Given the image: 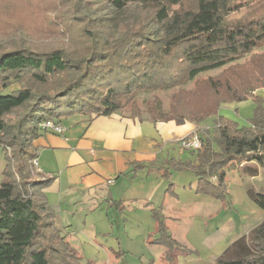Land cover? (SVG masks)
Masks as SVG:
<instances>
[{
	"label": "trees",
	"instance_id": "16d2710c",
	"mask_svg": "<svg viewBox=\"0 0 264 264\" xmlns=\"http://www.w3.org/2000/svg\"><path fill=\"white\" fill-rule=\"evenodd\" d=\"M95 2L110 12L141 4L107 26L90 9ZM11 5L47 40L14 39L0 49V264H81L47 201L44 189L52 180L33 178L43 109L56 118L82 114L89 120L145 111L153 122L195 125L214 117V130L203 129L201 146L189 150L192 158H170L162 176L170 180L173 172L190 170L197 176L194 191L221 201L227 167L244 164L247 176L264 167V96L257 95L264 88V13L228 21L242 6L236 0H0L3 24ZM13 82L19 86L7 90ZM164 89H172L167 109L151 101L140 110L139 94ZM249 98L255 105L246 124L218 114L222 104ZM151 212L171 259L181 243L166 234L160 210ZM212 264H264V218Z\"/></svg>",
	"mask_w": 264,
	"mask_h": 264
},
{
	"label": "crops",
	"instance_id": "0c3cea01",
	"mask_svg": "<svg viewBox=\"0 0 264 264\" xmlns=\"http://www.w3.org/2000/svg\"><path fill=\"white\" fill-rule=\"evenodd\" d=\"M259 91L260 89L257 92ZM57 121L63 125V133L42 130L33 142L39 168L37 171L42 175V179L52 180L44 191L49 205L55 212V223L77 251L79 250L80 256L85 255L87 244L97 247V251L93 249L94 256H102L105 251L102 241H107L108 238L119 241L124 237L123 247L126 249L117 255L130 252L138 259L144 257L139 244L135 245L136 239L141 235L126 232L127 226L132 225L133 221H138L133 215L139 212V215L141 213L147 216L148 222L141 242L151 244L148 239L152 236V244L159 246V259L167 258L166 249L161 247L165 245L159 241L163 235L151 208L164 214L168 206L165 199L168 183L172 184L171 192L168 193L174 196L173 202L176 205L171 202L169 208L178 210L177 205H181V202L173 190L172 175L170 180H167L162 176V172L168 166L170 158H192L189 150L180 148L177 139L196 130L200 133V128L209 130L215 118L211 117L204 124L195 125L191 122L177 124L173 120L153 122L146 116L132 118L112 113L91 120L85 115L73 114L58 118ZM136 163L142 167L134 170ZM4 165L5 159L0 152V182ZM243 166L244 164L239 168L242 170ZM260 168L263 167H258L257 175L248 177H259ZM193 175L195 176L194 173ZM159 177L167 180L166 185L155 181L156 188L151 184L148 189L145 188L144 183L149 179ZM195 183L196 181L194 185ZM194 193L193 201L187 203L189 209L206 208L207 203L212 202V198H209L211 195L195 191ZM215 199L214 203L221 207L227 204L226 200ZM142 207L144 209H141ZM228 222H225L226 227L220 226L221 231L210 239L211 244L216 243L219 235L228 232ZM153 245H150L151 249L155 248ZM172 250L171 254L178 251H174V248ZM88 255L90 256V252ZM174 260L175 262L170 263L177 264L176 259ZM213 260L215 258L205 264H212ZM145 261V264H155V260L150 256L145 258Z\"/></svg>",
	"mask_w": 264,
	"mask_h": 264
},
{
	"label": "rangeland",
	"instance_id": "374dc122",
	"mask_svg": "<svg viewBox=\"0 0 264 264\" xmlns=\"http://www.w3.org/2000/svg\"><path fill=\"white\" fill-rule=\"evenodd\" d=\"M236 2L242 6L227 16L228 21H246L253 16L264 13V0H236ZM100 4V2H95L92 4L90 9L102 14L100 20L102 24L111 26L116 21L130 15L141 3L129 2L122 10L114 12L107 11V9H99L98 6H100ZM15 6L16 5H11L9 7L11 9L8 11V14L1 17L4 24L0 22V49L9 46V43L14 41V39H25L30 44L35 45L47 40V38L44 37L45 31L35 30L31 25L30 20L24 17L26 15H24L21 10H16L14 8ZM61 9L62 8H60V10ZM53 15L54 14L50 15V17ZM261 50L264 51V46ZM217 71H219V69L211 70L203 75L208 73L214 74ZM18 86L19 84L13 82L7 90H13ZM171 95L172 89L154 90L141 93L138 95L140 110L143 111L146 109L147 104L151 101H155V103L159 101L161 103V109L165 110L167 109ZM257 95L264 96V88L260 89ZM254 105L255 101L251 98L239 102L225 103L219 108L218 114L234 119L239 123V125H242L246 124L248 118L251 117ZM59 108L61 109V107ZM42 113L45 115V118L55 120L58 119L46 109H43ZM143 116H146L145 111H143L139 117ZM207 120H209V118L202 123L204 124ZM214 125L215 122H212L211 127L209 128V130H211L209 134L214 130ZM198 130L200 132L198 133V136L206 133L203 128ZM182 157H184V155H182ZM260 170L259 177L251 178L246 176L242 172L241 168L230 165L225 169V200L227 204H223V207H221L218 203H214L216 202L214 197L208 195L210 196L209 198H212V202H208L206 208L197 207L194 210L189 209L187 203L193 201V196L195 194L194 187L196 185V183L194 185V182L197 181V176L195 175V177L190 170L183 171L182 173L171 174L173 190L178 194L181 205H177L179 206L178 210L170 209L169 204L171 202L174 203V196L171 193H167L165 199L168 206L163 214L165 215V222L164 220H162V222H164L166 234L173 235L174 238L181 242V247H174V251L178 250L176 251L177 254L176 252L174 253L175 255L172 254L175 257L174 259H176L177 264H205L206 262H209L210 259L217 258L222 255L223 251L234 240L239 238L244 232L254 227L264 218V167L260 168ZM32 173L35 180H43L42 175L36 171L33 166ZM155 181L160 183V185H166L167 182V180L162 177L155 178L153 180L149 179L148 182L144 183L145 188L148 189L149 184L156 188L154 185ZM251 193L252 195L253 193L256 195V200L253 199ZM217 202H219V200H217ZM174 206H176L175 203ZM141 209L144 208L142 207ZM252 210L255 212L252 213ZM133 218L138 221H133L132 225L127 226L129 229L126 227V232L129 234L141 235L136 239L135 245L137 246V244H139L144 257L138 259L130 252H124L118 256L117 254L119 252H123L126 249L123 247V245H125L124 237L119 241L118 239L115 240L108 238L107 241H102V243L105 244V251H103L104 255L102 254V256L99 255L97 257L94 256V250L97 251V247H91L87 244L88 247H85V255L81 256L82 261L80 260V263L145 264V258L150 256L155 260V264H165L166 261L167 263L169 262L168 264H173L170 263V261L175 262L174 259H161V257L159 259L160 253H158L159 248H157L159 246L152 244V236L148 239L151 244L141 242L142 235L146 233V230L144 229L146 228V224H148L147 216L141 213L139 215L138 212L136 215H133ZM225 222H228L226 230L228 232L219 235L216 243L211 244L210 239L221 231V225L226 227ZM99 241H101V237H99ZM182 244L187 247V250H183ZM150 245H153L155 248L151 249ZM161 247L164 250L165 247ZM80 251L82 252L81 249ZM171 251L173 250L171 249ZM89 252L91 257L88 255ZM214 261L215 260L211 261V263Z\"/></svg>",
	"mask_w": 264,
	"mask_h": 264
},
{
	"label": "built area",
	"instance_id": "2783aa9c",
	"mask_svg": "<svg viewBox=\"0 0 264 264\" xmlns=\"http://www.w3.org/2000/svg\"><path fill=\"white\" fill-rule=\"evenodd\" d=\"M39 126L43 131L63 133L64 130L63 125L59 121L50 118L42 119L39 123ZM176 142L180 148L187 150H196L201 146V141L196 131H193L187 136L178 138ZM32 166L36 171L39 170V168H37V162L35 158L32 159Z\"/></svg>",
	"mask_w": 264,
	"mask_h": 264
}]
</instances>
